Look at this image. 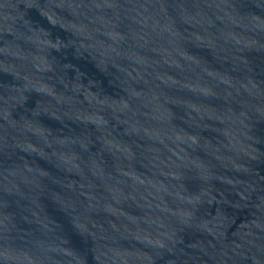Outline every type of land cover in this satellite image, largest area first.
<instances>
[{
    "label": "water",
    "instance_id": "obj_1",
    "mask_svg": "<svg viewBox=\"0 0 264 264\" xmlns=\"http://www.w3.org/2000/svg\"><path fill=\"white\" fill-rule=\"evenodd\" d=\"M0 264H264V0H0Z\"/></svg>",
    "mask_w": 264,
    "mask_h": 264
}]
</instances>
